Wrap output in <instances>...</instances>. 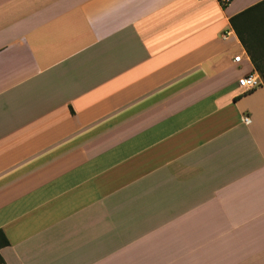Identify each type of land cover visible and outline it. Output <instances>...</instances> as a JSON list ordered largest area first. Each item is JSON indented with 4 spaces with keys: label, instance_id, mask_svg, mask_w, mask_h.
Segmentation results:
<instances>
[{
    "label": "crops",
    "instance_id": "1",
    "mask_svg": "<svg viewBox=\"0 0 264 264\" xmlns=\"http://www.w3.org/2000/svg\"><path fill=\"white\" fill-rule=\"evenodd\" d=\"M262 1L0 0L5 264H264Z\"/></svg>",
    "mask_w": 264,
    "mask_h": 264
},
{
    "label": "trees",
    "instance_id": "2",
    "mask_svg": "<svg viewBox=\"0 0 264 264\" xmlns=\"http://www.w3.org/2000/svg\"><path fill=\"white\" fill-rule=\"evenodd\" d=\"M261 9H264V0L250 8H248L247 10L239 13L238 15L236 16H233L231 18V22L233 24V26L236 28V31L241 39V41L247 46V43H246V39L242 33V31H240V29L237 27L236 25V19H238L239 17H242L243 15L247 14V13H250L252 11H258V10H261ZM10 242H9V239L8 237L6 236V234L4 233V231L2 229H0V249L3 248L4 246H7L9 245ZM0 264H5V261L3 259V257L1 256L0 254Z\"/></svg>",
    "mask_w": 264,
    "mask_h": 264
},
{
    "label": "built area",
    "instance_id": "3",
    "mask_svg": "<svg viewBox=\"0 0 264 264\" xmlns=\"http://www.w3.org/2000/svg\"><path fill=\"white\" fill-rule=\"evenodd\" d=\"M219 1H220L221 5L225 6L231 0H219ZM241 58H242L241 55H237V56L234 57V61L240 62ZM240 83H241L242 87H244L246 90L254 89V88L258 87L261 84L260 81H259V76L257 74H255V73H251V74H248V75L244 76L241 79ZM243 120L247 124L251 122V118L248 115H246Z\"/></svg>",
    "mask_w": 264,
    "mask_h": 264
}]
</instances>
